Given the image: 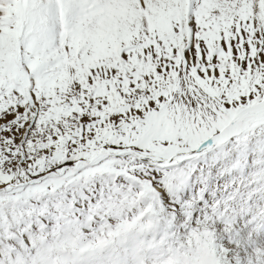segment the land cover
<instances>
[{
	"label": "snow or ice",
	"instance_id": "6c2138e0",
	"mask_svg": "<svg viewBox=\"0 0 264 264\" xmlns=\"http://www.w3.org/2000/svg\"><path fill=\"white\" fill-rule=\"evenodd\" d=\"M0 264H264V0H0Z\"/></svg>",
	"mask_w": 264,
	"mask_h": 264
}]
</instances>
